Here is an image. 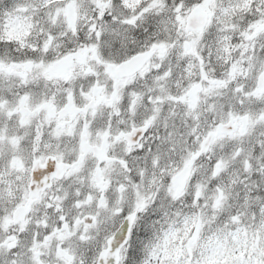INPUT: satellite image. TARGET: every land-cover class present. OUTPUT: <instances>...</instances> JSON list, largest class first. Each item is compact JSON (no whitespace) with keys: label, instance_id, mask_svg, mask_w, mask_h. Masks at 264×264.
<instances>
[{"label":"snow or ice","instance_id":"1","mask_svg":"<svg viewBox=\"0 0 264 264\" xmlns=\"http://www.w3.org/2000/svg\"><path fill=\"white\" fill-rule=\"evenodd\" d=\"M0 264H264V0H0Z\"/></svg>","mask_w":264,"mask_h":264}]
</instances>
